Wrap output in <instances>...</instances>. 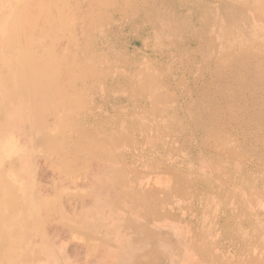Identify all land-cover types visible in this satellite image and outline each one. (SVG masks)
<instances>
[{"label":"rangeland","instance_id":"obj_1","mask_svg":"<svg viewBox=\"0 0 264 264\" xmlns=\"http://www.w3.org/2000/svg\"><path fill=\"white\" fill-rule=\"evenodd\" d=\"M6 123L15 264H264V0H0Z\"/></svg>","mask_w":264,"mask_h":264},{"label":"bare ground","instance_id":"obj_2","mask_svg":"<svg viewBox=\"0 0 264 264\" xmlns=\"http://www.w3.org/2000/svg\"><path fill=\"white\" fill-rule=\"evenodd\" d=\"M30 4V3H29ZM26 7V6H25ZM33 7V6H32ZM27 11V10H26ZM25 11V12H26ZM25 12H24V14H25ZM29 12V11H28ZM30 14V13H29ZM26 15H27V13H26ZM18 16V15H17ZM141 16V15H140ZM21 17V16H20ZM17 18V17H16ZM27 18V17H26ZM23 19V18H22ZM33 20V19H32ZM19 21V24H20V20H18ZM23 22V21H22ZM21 22V23H22ZM35 23V22H34ZM11 24V23H10ZM26 24V23H25ZM27 24H29L28 22H27ZM26 24V25H27ZM15 25H18V24H15ZM15 25H14V27H15ZM32 25V24H31ZM38 25V24H37ZM34 26V25H33ZM14 27L13 26H11V27H9V28H7L6 29V31L8 32V36L11 38H13L14 37V35H15V29H14ZM35 27V26H34ZM20 28V27H19ZM32 28V27H31ZM34 29V28H33ZM25 31H26V29H25ZM32 31V30H31ZM40 32V31H39ZM16 33H17V30H16ZM19 34V33H18ZM20 34H21V32H20ZM24 37V36H23ZM38 38V37H37ZM7 39V38H6ZM21 39V38H20ZM34 40V39H33ZM9 41V40H8ZM35 41V40H34ZM36 41H38V40H36ZM2 42V41H1ZM20 43V42H19ZM5 44V43H4ZM7 44V43H6ZM34 45V44H33ZM32 45V46H33ZM31 46V47H32ZM37 46V45H36ZM24 47V46H23ZM30 47V46H29ZM34 47V46H33ZM5 48H8V46L7 45H4V49ZM34 49V48H33ZM15 50V49H14ZM19 53V52H18ZM37 52H35L34 54H36ZM9 54V53H8ZM13 54V53H12ZM32 56V55H31ZM37 57V56H36ZM26 58V57H25ZM32 58H34L33 56H32ZM59 58V57H58ZM63 58V57H62ZM21 59V58H20ZM29 59V58H28ZM35 59H37V58H35ZM39 61H40V59H38ZM36 61V60H35ZM26 62V61H25ZM45 62V61H44ZM23 63H24V61H23ZM31 63V62H30ZM29 63V64H30ZM28 64V63H27ZM37 64H38V62H37ZM41 63H39V65H40ZM48 64H50V63H48ZM31 65V64H30ZM42 65V67L41 66H37L38 67V69H39V67H41V68H43L44 70H43V72H44V75H45V72L46 71H48V70H46L47 69V67H46V69H45V66L46 65H44V63H42L41 64ZM36 67V68H37ZM50 66H48V68H49ZM27 69V68H26ZM31 69V68H30ZM51 69V68H50ZM49 69V70H50ZM29 71V70H28ZM49 72H51V71H49ZM19 73V72H18ZM22 73H24V72H22ZM30 74H31V76H33V77H36V78H38V79H42V80H44L45 81V83L47 84V80H48V84L49 83H53L52 81L53 80H51V81H49L50 79H53V75H47V76H43V74H42V76L41 75H39V73L38 72H36V71H33L32 73L30 72ZM51 74V73H50ZM29 75V74H28ZM22 76V75H21ZM20 76V77H21ZM19 77V76H18ZM46 77V78H45ZM25 78V77H24ZM23 78V79H24ZM18 79V78H17ZM55 79V78H54ZM22 81V80H21ZM20 81V78L18 79V84H17V86H16V95L21 91L22 92V90H23V83ZM23 81H25V80H23ZM28 83V82H27ZM40 83V82H39ZM29 85V84H28ZM33 86V85H32ZM35 86H37V84L35 85ZM54 87V86H53ZM9 88V87H8ZM39 89V87L36 89V91ZM53 89V88H52ZM13 92V91H12ZM13 95V94H12ZM15 95V93H14V96H16ZM41 95H43V94H41ZM45 95V94H44ZM47 96V95H46ZM50 96V95H49ZM19 108V107H18ZM14 109V108H13ZM15 110V109H14ZM13 110V111H14ZM3 112V111H2ZM46 116V115H45ZM2 125V124H1ZM5 125V126H4ZM4 125H2L1 127H0V130H1V132L2 133H4V132H6L7 130V123L6 124H4ZM46 162V161H45ZM56 169V168H55ZM60 172V171H59ZM61 173V172H60ZM59 177H60V175H59ZM51 178H52V176H51ZM62 181V180H61ZM147 181V180H146ZM55 184H56V182H55ZM155 188V187H154ZM64 191V190H63ZM61 192H62V188H61ZM55 193V192H54ZM58 193V192H57ZM58 195V194H57ZM61 195V194H60ZM54 200V199H53ZM44 203V202H43ZM63 203V202H62ZM44 205V204H43ZM48 205V204H47ZM10 206V205H9ZM50 207V206H49ZM12 208V207H11ZM47 208V207H46ZM65 209V208H64ZM98 209V208H97ZM15 210V209H14ZM62 210V209H61ZM10 211H11V209H10ZM52 211V210H51ZM98 211V210H97ZM14 212V211H13ZM84 212V211H83ZM100 212V211H99ZM54 213V212H53ZM62 213V212H61ZM65 213V212H64ZM82 213V212H81ZM15 215V214H14ZM50 215V214H49ZM63 216V215H62ZM82 216H84V215H82ZM76 217V216H75ZM95 217H96V215H95ZM4 218V217H3ZM8 218V217H7ZM50 218V217H49ZM89 218V217H88ZM92 218V217H91ZM47 220V219H46ZM91 221V220H90ZM85 223V222H84ZM35 224H36V222H35ZM83 224V223H82ZM86 226V225H85ZM37 227V226H36ZM17 228V227H16ZM96 228H98V227H96ZM36 229V228H35ZM39 232V231H38ZM11 233H13V232H11ZM10 233V234H11ZM91 233V232H90ZM96 233V232H95ZM99 233V232H98ZM97 233V234H98ZM8 236V235H7ZM78 237V236H77ZM13 239V238H12ZM7 241V242H6ZM47 242V241H46ZM14 243V242H13ZM2 244H8V251L10 252V254L9 253H4V254H1L0 253V259L1 260H4V261H6V260H9L12 264H15V258L13 257V255H12V253H11V241L9 240V239H7V237L5 236V232H4V230H3V228H2V226L0 227V246L2 245ZM15 245H17V244H15ZM141 246V245H140ZM2 248H3V246H2ZM154 252V251H153ZM12 255V256H11ZM198 255V254H197ZM216 259V258H215ZM30 260V259H29ZM19 261V260H18ZM162 263H163V261H162Z\"/></svg>","mask_w":264,"mask_h":264},{"label":"crops","instance_id":"obj_3","mask_svg":"<svg viewBox=\"0 0 264 264\" xmlns=\"http://www.w3.org/2000/svg\"><path fill=\"white\" fill-rule=\"evenodd\" d=\"M204 89L206 90L204 93V95H201L203 92H200V91H197V92H200L199 93V96H198V100H201V99H207V98H210L209 96L211 95V93L213 92V91H211L209 88H208V86H206V87H204ZM172 91H176V90H172ZM171 91V92H172ZM189 91H190V89H189ZM169 90H166V89H164L163 87H162V89H161V91H158L156 94H157V98L155 99V106H152V104L150 105V103H148V101L146 102V104L148 105V107H152V108H162V111L161 112H163L164 113V110L165 109H167V108H169V101L171 100V98H174V94L173 93H175V92H172L171 93ZM216 93V92H215ZM176 94V93H175ZM206 94H208V95H206ZM214 95V94H213ZM215 96V95H214ZM171 97V98H170ZM216 97V96H215ZM212 100V99H211ZM210 107V109L211 108H213V106L212 105H210L209 106ZM160 110V109H159ZM210 111V113L212 114V116H213V118H214V115H213V113H215V112H213V111H211V110H209ZM161 112H160V115L157 113V114H155V115H153V116H151L150 118H149V116H146V117H144V118H142V119H144V123L143 124H140L141 125V128H142V130H144V131H148L149 133L150 132H152V131H154L155 133H157V134H159V132H161V130L162 129H166V128H164L165 127V121L164 120H162V116H161ZM207 114H204V116H203V120H205V118H207ZM202 120V121H203ZM151 122H153V123H151ZM202 123V122H201ZM210 126H212V125H209V127ZM152 134V133H151ZM154 135V134H153ZM150 139V138H149ZM147 140L148 141V143L151 141V140ZM155 144V143H154ZM174 187V186H173ZM173 189V188H172ZM176 189V187H174V190ZM176 191V190H175Z\"/></svg>","mask_w":264,"mask_h":264},{"label":"trees","instance_id":"obj_4","mask_svg":"<svg viewBox=\"0 0 264 264\" xmlns=\"http://www.w3.org/2000/svg\"><path fill=\"white\" fill-rule=\"evenodd\" d=\"M125 26H127V28H128V24L127 23H125ZM130 28L131 27H129V30H130ZM131 34V33H130ZM141 40H143V38H141V37H139ZM139 38H137V39H139ZM136 40H134V42H135ZM137 42V41H136ZM134 52V51H133ZM125 99V98H124Z\"/></svg>","mask_w":264,"mask_h":264}]
</instances>
